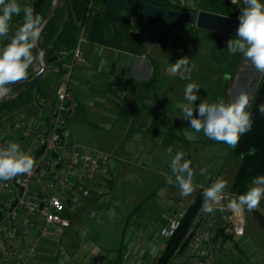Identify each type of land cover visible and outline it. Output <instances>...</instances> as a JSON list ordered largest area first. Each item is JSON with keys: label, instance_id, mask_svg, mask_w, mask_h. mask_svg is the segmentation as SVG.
Returning <instances> with one entry per match:
<instances>
[{"label": "crops", "instance_id": "crops-1", "mask_svg": "<svg viewBox=\"0 0 264 264\" xmlns=\"http://www.w3.org/2000/svg\"><path fill=\"white\" fill-rule=\"evenodd\" d=\"M152 23L150 17L137 11L98 5L86 23L80 43L82 59L73 61L72 55L66 53L57 70L45 63L46 68L39 80L42 92L39 98L43 103L53 99L62 82H68L80 105L94 102L95 94L103 89L104 93H115L118 97L114 102L104 98V102L110 105L111 110L117 108L118 117L126 119L125 131L129 136L123 150L128 157L127 166L134 165L142 175L151 172L145 177L147 186L143 184V187L153 190L149 189L147 195L151 202L156 201L149 208H155L157 213H141L148 198L146 196L134 195L132 191L125 199L118 196V178L122 180L126 173L132 177L135 170L117 163L122 154L113 155L117 161L111 163L110 173L113 172L114 181H110L109 177L98 179L97 190L83 198V206L71 213L67 242L57 253L54 264H156L167 242L159 234L160 227L168 216L184 215L188 205L203 189L197 187L185 197L180 194L178 186L166 184L164 174H171V156L166 151L168 146L173 147V153L185 151V158L192 161L195 183L206 187L216 179L213 174L201 178L199 173V157L207 141L203 139V132L197 133L189 121L182 118L180 105L186 103V85L180 83V78L171 84L162 85L160 82L165 74L160 67L162 58H157V53L151 50L158 35L147 41V27ZM106 76V84L101 86L97 83ZM89 89L91 92H88ZM36 92L34 89L35 97ZM33 117L34 111L27 116L26 122ZM202 141L204 144H200ZM218 152L213 150L210 153L219 158ZM142 178H138L141 183L145 182L140 181ZM161 187L169 188V191L161 197L156 194L154 198L153 193ZM261 203L259 205H264V199ZM113 208L115 214L109 215V210ZM255 211L264 219V208ZM249 241L256 244L244 245ZM152 244L158 247L155 256L149 251ZM175 256L168 264H177ZM29 264L48 263L30 261ZM213 264H264V244H259L244 229L241 237L225 238Z\"/></svg>", "mask_w": 264, "mask_h": 264}, {"label": "built area", "instance_id": "built-area-1", "mask_svg": "<svg viewBox=\"0 0 264 264\" xmlns=\"http://www.w3.org/2000/svg\"><path fill=\"white\" fill-rule=\"evenodd\" d=\"M209 1L243 5L242 0ZM20 3L34 8L36 0H20ZM167 3L185 9H194L197 4L196 0H168ZM22 18L23 14L13 17L9 37ZM84 26L85 23L80 24L79 37L72 49L73 61L82 59L80 43ZM77 105L68 82H62L49 103L39 102L33 96L26 107L0 122V144L9 139L18 140L37 161L31 175L22 174L0 182V264H29L38 253L40 237L49 230L69 229L71 213L83 206V198L97 190L98 179L110 175L111 163L115 160L110 152L68 140L67 119ZM33 111L35 117L26 122ZM235 194L225 192V198L211 214L199 209L186 233V244L175 253L177 264H213L225 238L244 235L243 212L233 214L225 207ZM182 217V214L168 216L159 229L160 236L171 237L179 229Z\"/></svg>", "mask_w": 264, "mask_h": 264}, {"label": "rangeland", "instance_id": "rangeland-1", "mask_svg": "<svg viewBox=\"0 0 264 264\" xmlns=\"http://www.w3.org/2000/svg\"><path fill=\"white\" fill-rule=\"evenodd\" d=\"M159 1H163L164 3L168 2V0ZM228 8V6L221 3H215L209 0L206 2L198 0L194 7V9L218 10L220 12H224ZM241 10L235 9L234 12L240 15ZM93 12L94 9H92L91 15ZM148 17L152 19L153 23L147 27L149 29L147 31V41L158 35L151 50L157 53V58L160 56L162 58L160 67L162 74L165 73L160 80L162 85L171 84L176 78H180L182 85L183 83L186 85L190 82L187 79H181L178 73L173 74L171 72V63H175L182 56H188L190 63L195 65L190 75L191 79L200 85L199 93L201 99L208 101L221 99L231 101L241 92H247L251 103L262 73L258 72L242 54L237 53L233 55L227 50V42L232 36L216 37L211 34L212 32L197 31L190 24L182 22L174 23L165 18L154 16ZM86 23L82 37L84 36ZM32 69H35V64L32 65ZM107 80L108 77L106 76L99 79L97 83L103 86V84L107 83ZM103 90L95 94L94 102L78 104L72 114L69 115L66 123L68 140L78 145L110 152L112 155L117 156L118 154H122L120 161L113 160L112 162H117L126 168L133 167L135 175L129 177L126 173V176L122 177V180L118 178V196L120 195L122 199H125L128 192L132 191L134 195L148 197L147 193L150 188H144L143 184L147 186L145 184V177L151 172L142 175L139 173V169L135 168L133 164V166H127L128 157L123 150L129 136L125 131L127 126L125 123L126 119L118 117L116 112L117 108L111 110V107L109 108L110 105L107 106L104 102V98L110 99L112 102L117 101L118 97H116L115 93L110 95L107 91L104 93ZM88 92H91L90 89ZM73 93L76 96L74 91ZM106 94H108L107 97H105ZM197 101L201 102L199 99ZM10 115V112H1L0 122L7 119ZM203 136L204 141H207V143L204 144V141L200 142V144H204V151H201L199 157V173L201 178L207 176V174H213L215 178L223 177L227 181L225 192H229L234 173L239 165V159L229 156L230 146L223 142H217V144L212 139L205 135ZM213 150L219 151V158L211 156L210 152ZM112 173L109 175L110 181H114V174ZM140 175L143 177L140 181L144 180L145 182H139L138 178L141 177ZM167 191H169V188ZM156 194L158 195L157 189L153 193L154 198H156ZM158 197H161V195H158ZM155 201L154 199L151 202V198L148 197L141 213L149 211V214L154 215L156 213L155 208L150 210L149 206L151 203L155 204ZM262 203L260 202V204ZM263 206L259 205L257 208H264ZM145 207H147V210ZM243 214L246 234H251L259 244H264V219L258 215L255 209L252 211L245 209ZM68 230H49L46 235L41 236L39 239V252L31 258V261L35 263L43 261V263L54 264L57 259V253L63 244L67 242ZM254 243L249 241L244 245L249 246Z\"/></svg>", "mask_w": 264, "mask_h": 264}, {"label": "clouds", "instance_id": "clouds-1", "mask_svg": "<svg viewBox=\"0 0 264 264\" xmlns=\"http://www.w3.org/2000/svg\"><path fill=\"white\" fill-rule=\"evenodd\" d=\"M242 10L239 15V26L236 35L227 42V50L235 55L242 54L255 69L264 74V0H242ZM23 14L22 22L14 34L10 32V22L14 16ZM42 19L30 5H21L20 0H0V40L7 38L8 42L0 46V99L7 98L11 88L21 81L29 79V69L45 53L37 48L41 32ZM34 48L37 50L34 53ZM195 65L190 63L188 56L180 57L171 63V72L178 73L181 79L188 82L184 89V100L180 108L183 119L189 121L192 129L215 141L223 142L235 148L241 136L250 131L253 125L251 111L248 110L250 97L247 92H241L231 101L201 99L200 85L191 79V71ZM200 99V103L195 102ZM259 111L264 113V103L259 105ZM195 113V114H194ZM171 156V174H164L167 185H176L182 196H190L197 187L203 188L201 212L211 214L216 206L225 198L227 181L217 177L208 186L194 182L192 161L186 159L184 150L173 153L170 145L166 149ZM37 161L30 151L22 147L18 140L9 139L0 144V182L11 181L25 174L31 175ZM166 188L158 190L163 196ZM264 199V174L255 176L246 191L232 195L225 207L233 212H243L245 209H257ZM115 209L109 210L114 215ZM150 254L155 256L158 247H149Z\"/></svg>", "mask_w": 264, "mask_h": 264}, {"label": "trees", "instance_id": "trees-1", "mask_svg": "<svg viewBox=\"0 0 264 264\" xmlns=\"http://www.w3.org/2000/svg\"><path fill=\"white\" fill-rule=\"evenodd\" d=\"M90 1L91 0H64L44 23L37 48L44 51V53L50 52L51 55L58 58L61 57L62 59L66 53H70L72 55V49L76 45L79 37L80 24L87 22L92 9L96 6L109 5L106 3V0H92V5L89 6ZM138 1L142 7L144 1ZM52 2L53 0H36L34 7L35 13L39 14L42 18L51 6ZM223 5L228 6L229 8L224 12H220L218 10L211 11L239 17V15L234 11L235 9L240 10L243 7V5ZM137 12L145 16H151L143 13L142 9ZM169 21L174 23L182 22L190 24L197 31L211 32L196 28L194 23L191 21ZM211 34L216 37H231L229 35L216 32H212ZM7 42V38L0 40V46L6 44ZM58 67H60V64ZM33 74L34 70L31 66L29 69V78ZM39 83L40 82L33 87H12L10 95H8L7 98L2 99L0 102V113H12L26 106L33 99L34 89L37 90L36 99L41 102L39 95L42 94V92L39 88ZM262 103H264V74L261 76L248 108L253 117L252 128L250 131L241 136L235 148L231 147L229 150V156L237 157L239 159L238 168L230 185V191L237 194L246 191L249 183L255 176L264 174V113L259 111V105ZM203 199L202 189L188 205L186 212L181 219L179 229L171 237L167 238L166 248L157 259L156 264H168L175 253L183 249L188 239V237H186V232L189 229L194 216L201 208Z\"/></svg>", "mask_w": 264, "mask_h": 264}, {"label": "water", "instance_id": "water-1", "mask_svg": "<svg viewBox=\"0 0 264 264\" xmlns=\"http://www.w3.org/2000/svg\"><path fill=\"white\" fill-rule=\"evenodd\" d=\"M63 1L64 0H53L51 6L41 18L43 25L53 13V11L59 5H61ZM143 1L144 3L142 7L138 0H106V3L133 11H139L142 9L143 13L154 17L177 21H191L198 29L221 33L232 37L236 35V31L239 26V19L235 16H230L207 9H185L177 5H171L156 0ZM36 51L37 50L34 48V53ZM43 59L45 60V63H49L51 66L59 65L63 60L61 57L58 58L54 55H51L50 52H46ZM45 63L41 58H39L37 62L34 63L37 66L34 74L27 81L17 82L14 86H35L41 79L44 69L46 68ZM1 101L2 99H0V102Z\"/></svg>", "mask_w": 264, "mask_h": 264}]
</instances>
